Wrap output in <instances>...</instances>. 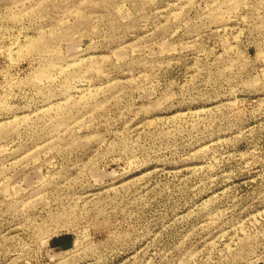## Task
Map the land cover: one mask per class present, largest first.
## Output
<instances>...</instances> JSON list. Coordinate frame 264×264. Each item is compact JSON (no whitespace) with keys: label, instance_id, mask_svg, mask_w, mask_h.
Returning <instances> with one entry per match:
<instances>
[{"label":"rangeland","instance_id":"obj_1","mask_svg":"<svg viewBox=\"0 0 264 264\" xmlns=\"http://www.w3.org/2000/svg\"><path fill=\"white\" fill-rule=\"evenodd\" d=\"M0 264H264V0H0Z\"/></svg>","mask_w":264,"mask_h":264}]
</instances>
